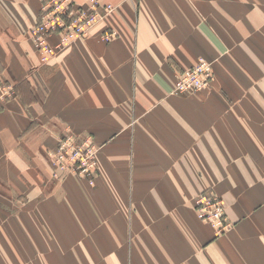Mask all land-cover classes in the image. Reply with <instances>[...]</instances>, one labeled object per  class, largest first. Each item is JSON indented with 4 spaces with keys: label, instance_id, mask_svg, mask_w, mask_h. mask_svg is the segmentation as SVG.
Returning a JSON list of instances; mask_svg holds the SVG:
<instances>
[{
    "label": "crops",
    "instance_id": "0c3cea01",
    "mask_svg": "<svg viewBox=\"0 0 264 264\" xmlns=\"http://www.w3.org/2000/svg\"><path fill=\"white\" fill-rule=\"evenodd\" d=\"M97 1L115 10L43 63L45 0H0V264H264V0ZM201 59L210 87L173 94ZM67 130L101 146L93 185L53 179Z\"/></svg>",
    "mask_w": 264,
    "mask_h": 264
},
{
    "label": "built area",
    "instance_id": "2783aa9c",
    "mask_svg": "<svg viewBox=\"0 0 264 264\" xmlns=\"http://www.w3.org/2000/svg\"><path fill=\"white\" fill-rule=\"evenodd\" d=\"M115 10L112 4H101L90 0L88 6H81L75 0H45L39 23L33 30V40L43 62H47L59 50L80 38H86L94 25ZM57 35L58 43L50 42V37ZM116 36L108 32L105 40ZM214 80L213 63L204 59L194 67L177 75L175 95L197 92L210 87ZM14 95L13 87L0 86V108L3 102ZM78 141V143L76 142ZM98 148L89 138L79 139L70 131L66 132L55 150H49L47 157L56 177L61 174H73L88 178L93 183L96 171ZM199 198L196 209L201 219L212 223L221 232L229 231L232 224L225 223L226 213L223 200L213 191ZM205 193V192H204Z\"/></svg>",
    "mask_w": 264,
    "mask_h": 264
},
{
    "label": "rangeland",
    "instance_id": "374dc122",
    "mask_svg": "<svg viewBox=\"0 0 264 264\" xmlns=\"http://www.w3.org/2000/svg\"><path fill=\"white\" fill-rule=\"evenodd\" d=\"M40 16V15H39ZM39 23V20H38V22L36 23V25ZM36 25L34 26V28L36 27ZM34 28H33V30H34ZM54 57V56H53ZM52 57V58H53ZM52 58H50L47 62H43V63H48ZM184 71V70H183ZM182 71V72H183ZM1 86V85H0ZM8 86V85H7ZM11 86V85H10ZM12 87V86H11ZM13 90H14V88H13ZM15 90H14V95H15ZM13 95V96H14ZM12 96V97H13ZM11 97V98H12ZM11 98H9V99H11ZM9 99H7L6 101H4L3 102V105H2V107L4 106V104L9 100ZM1 107V108H2ZM0 108V109H1ZM69 130H67L66 132H68ZM65 132V133H66ZM71 132V131H70ZM65 133H64V135H65ZM72 133V132H71ZM63 135V136H64ZM76 136V135H75ZM77 138H79L78 136H76ZM63 138V137H62ZM61 138V139H62ZM87 138H89L90 140H91V142L93 143V145H95L97 148H98V152H97V156H96V163H97V165H96V171H95V174H94V178H93V183H91L90 182V180L88 179V178H83V177H80V176H78V177H80V178H83V179H86L89 183H91L92 185L93 184H95L96 183V179H97V176H98V173H99V161H98V155H99V152H100V150H101V146H99L97 143H96V141H95V139H94V137L92 136V135H88V136H85L83 139L85 140V139H87ZM80 139V138H79ZM61 141V140H60ZM60 141H59V144H60ZM77 143H78V141H76ZM58 144V145H59ZM58 145H57V147H58ZM56 147V148H57ZM55 148V149H56ZM54 149V150H55ZM49 150H47L46 151V157H47V152H48ZM47 159H48V157H47ZM50 164V163H49ZM51 166V170H52V176H53V179L54 180H61V179H64V177H65V175H69V174H61L60 176H58V177H56L55 175H54V169H53V167H52V165H50ZM77 176V175H76ZM206 191H213V193L215 194L216 192L214 191V190H212V189H207V190H205V191H202L200 194H198L197 196H196V198L194 199L195 201H194V206H195V210H196V213H197V216L199 217V215H198V211H197V209H196V206H197V202H198V200H199V198H201V197H203L204 195H209L210 194V192H206ZM205 192V193H204ZM217 194V193H216ZM218 195V194H217ZM219 196V195H218ZM222 200H223V202H224V204H225V201H224V199L221 197V196H219ZM225 209H226V205H225ZM224 216H225V219H226V222L225 223H229V224H232V226H233V222L231 221V219L229 218V216H228V214H227V210H226V213L224 214ZM199 219L201 220V221H203V222H205V223H207V224H209L214 230H215V232L217 233V235H222V234H224L223 232H221L220 231V229L218 228V227H216V226H214L212 223H210V222H208V221H205V220H203V219H201L200 217H199ZM226 233V232H225Z\"/></svg>",
    "mask_w": 264,
    "mask_h": 264
}]
</instances>
